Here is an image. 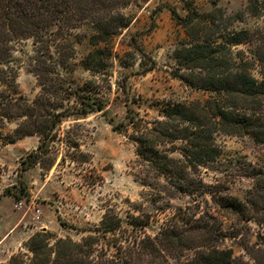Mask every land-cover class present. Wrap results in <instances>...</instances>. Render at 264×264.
<instances>
[{
	"label": "trees",
	"instance_id": "obj_1",
	"mask_svg": "<svg viewBox=\"0 0 264 264\" xmlns=\"http://www.w3.org/2000/svg\"><path fill=\"white\" fill-rule=\"evenodd\" d=\"M137 1L0 0V111L12 113L9 120H30V129L20 126L17 131L45 138L41 151L63 118L100 112L114 131L125 132L134 144L139 163L136 179L155 197L148 203L156 212H166L172 201L181 198L210 196L217 202L203 174L222 163L217 137L247 139L264 151V0H249L246 15L254 21L250 27L240 29L231 23L225 27V37L198 34L178 50L180 70L189 75L178 71L176 78L202 92L200 98L169 102L154 121L131 115L128 122L117 124L103 99L68 82L65 75L75 72L76 48L86 38L94 52L84 59V69L93 70L90 61L103 52L100 46L130 27L133 16L125 11ZM26 42H31L32 54L27 55L31 71L50 83L32 105L19 92L14 66L16 48ZM112 53L110 49V57ZM51 96L65 101L52 107ZM48 104L51 110L46 109ZM44 110L54 118L52 125H46ZM258 162L241 167L242 177L252 182L244 198L227 194L219 199L229 211L224 218L236 220L237 226L264 225V166ZM163 200L165 205L160 207ZM135 212L123 218L107 211L101 224L80 241L37 233L27 245L31 256H14L9 264H250L233 248L220 245L225 238L238 239L242 229L232 227L226 235L231 228H216L197 210L177 209L153 236L148 233L152 213ZM242 247L254 264H264V243Z\"/></svg>",
	"mask_w": 264,
	"mask_h": 264
},
{
	"label": "rangeland",
	"instance_id": "obj_2",
	"mask_svg": "<svg viewBox=\"0 0 264 264\" xmlns=\"http://www.w3.org/2000/svg\"><path fill=\"white\" fill-rule=\"evenodd\" d=\"M248 5L249 0H139L125 11L133 16L130 27L108 45H101L103 52L90 61L93 70L84 69V59L94 52L86 38L76 48L75 72L65 76L103 99L117 124L128 122L131 115L154 121L169 102H190L203 95L176 78L178 71L189 75L179 67L177 52L182 45H190L198 34L221 39L231 23L240 29L250 27L254 21L246 15ZM31 52V42H26L16 48L14 56L19 92L30 105L50 88L49 82L31 71L27 57ZM255 76L259 77L258 71ZM64 101L51 96L50 103L53 107ZM46 109L52 108L48 104ZM43 114L46 125H52L54 118L45 110ZM12 115L0 111V264H9L14 256H31L29 240L43 231L55 239L80 241L101 224L107 211L123 218L138 210L152 213L148 233L155 236L177 209L197 210L216 228H231L226 235L232 227L242 229L238 239L225 238L220 245L233 248L236 256L254 264L242 245L263 244L264 225L243 222L237 226L236 220L224 218L229 211L219 200L227 194L242 199L249 193L252 182L242 177L245 170L241 167L264 161V151L255 149L249 140L217 137L222 163L203 174L219 202L210 196L181 198L172 201L166 212H156L148 203L155 197L136 179L139 163L134 144L125 132L114 131L102 113L63 118L47 136L43 151L40 146L45 138L17 131L20 126L30 129V120H9ZM262 161L258 164L264 166ZM164 205L165 200L160 207ZM36 209L41 212L39 220Z\"/></svg>",
	"mask_w": 264,
	"mask_h": 264
},
{
	"label": "built area",
	"instance_id": "obj_3",
	"mask_svg": "<svg viewBox=\"0 0 264 264\" xmlns=\"http://www.w3.org/2000/svg\"><path fill=\"white\" fill-rule=\"evenodd\" d=\"M19 206L21 207L22 206V203H19ZM36 213H37V220H39L40 219V210H38V209H36Z\"/></svg>",
	"mask_w": 264,
	"mask_h": 264
},
{
	"label": "water",
	"instance_id": "obj_4",
	"mask_svg": "<svg viewBox=\"0 0 264 264\" xmlns=\"http://www.w3.org/2000/svg\"><path fill=\"white\" fill-rule=\"evenodd\" d=\"M0 148H1V144H0Z\"/></svg>",
	"mask_w": 264,
	"mask_h": 264
}]
</instances>
